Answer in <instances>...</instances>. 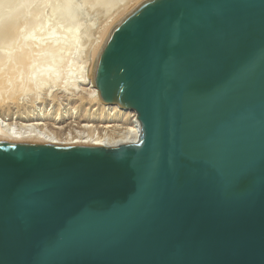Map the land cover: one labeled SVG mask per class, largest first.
<instances>
[{
    "label": "water",
    "instance_id": "obj_1",
    "mask_svg": "<svg viewBox=\"0 0 264 264\" xmlns=\"http://www.w3.org/2000/svg\"><path fill=\"white\" fill-rule=\"evenodd\" d=\"M93 85L137 140L0 141V264H264V0H144Z\"/></svg>",
    "mask_w": 264,
    "mask_h": 264
},
{
    "label": "bare ground",
    "instance_id": "obj_2",
    "mask_svg": "<svg viewBox=\"0 0 264 264\" xmlns=\"http://www.w3.org/2000/svg\"><path fill=\"white\" fill-rule=\"evenodd\" d=\"M65 1H67V0H65ZM131 1H132V4H129V2H128L127 3L128 7L126 8L125 7L126 5L124 6L126 8L124 10V12L122 11L120 14H118V16L121 15V16H119L120 18L117 19V17H118L117 16L116 18L113 19L114 21H115V19H117V21H115V22L111 21L110 24H108V27L106 28V29H108V31H106V30L104 31L107 34L102 33L103 36L101 35L102 38L100 37V40L102 39V42L101 43L98 42L97 46H100L99 43L100 44L103 43V45H104L106 39L108 38V36L112 32V30L115 28L117 22L119 20H121L122 18H124L125 14L126 15L129 14L133 10V8H135L140 3L141 0H131ZM1 2H3V1H1ZM1 2H0V8H2ZM46 2H47V0H46ZM84 3H85V1H84ZM39 4H41V2ZM47 4H49V3H47ZM63 4H64L63 5L64 7L65 6L67 7V4L69 5L68 1H67V3L65 2ZM74 4H76L75 1H74ZM56 6H57V4H56ZM10 7H9V9H10ZM17 7H16V9H17ZM124 7H122V9ZM69 8H70V10H69ZM69 8H67L66 11L70 12L71 7H69ZM72 8H74V7H72ZM13 9H15V8H12V10ZM51 9H52V7H51ZM76 9H77V7H76ZM12 10L10 12H12ZM18 10H20V8ZM21 10H23V9H21ZM120 10H118V11H120ZM2 13H0V14H2ZM117 13H119V12L116 11V14ZM2 15H4V13ZM11 15H13V14L10 13L9 16H11ZM27 15L28 14H26V17H27ZM58 15L59 14H57V17H58ZM62 15H60V16L65 19V17ZM18 16H19L18 12H16V14H14L13 17H11L12 23L16 22V19L18 18ZM4 17H5V15H4ZM20 17H21V19H23L22 16H20ZM26 17H25V20H26ZM66 17H69L67 15V13H66ZM50 18L52 19V17H50ZM58 18H60V17H58ZM8 19H10V17ZM32 19H34V18H32ZM56 21H58V20H56ZM40 22L41 21H39V23ZM62 22H60V23L62 24ZM20 23H21V21H20ZM37 23L33 22L34 26ZM5 24L3 23V25L2 24L0 25V42H2V41L5 42L4 39L5 40L7 39L5 42V43H7L13 37H15V35L17 36V32L19 29L17 30L13 26V24H10V22L7 25H5ZM17 24H19V23H17ZM25 24L26 23H24V25ZM27 25H29V23ZM37 25H39V24H37ZM20 26H22V25H20ZM20 26H19V28H20ZM34 26H33V28H34ZM33 28H32V30H33ZM21 36H22V34H21ZM21 39H19V41ZM12 41L13 40H11V42ZM19 45H20V42H19ZM9 47L11 48V43H10ZM14 47L16 48V46H14ZM25 48L26 47L24 46L23 49L19 48L20 51L18 49L19 52L17 51V53H14V54L6 53V55H4V56H3V54L5 52L3 51L4 53H2V56H0V110H5V109L9 110L11 107L13 109L14 106H15L14 109H16L17 106H20L22 104L21 99L24 95H26L30 92L31 93L35 92V94H36L37 92H39V90H41L43 88V86L45 87V85H47V81L51 82L52 85L56 82L55 81V78H56L55 77L56 76L55 71L51 70L50 68L48 69V66H47V68H45V71H44V68L43 69L41 68L43 71L42 75H39V76L37 75L36 77L34 76L33 68H32V65H33L32 60L35 62L38 58H36V56H35L36 54L32 55V54H30L31 52L28 53L27 52L28 49L27 48L25 49ZM45 49L47 50V47ZM98 49L99 48H97L96 51H98ZM7 50H9V48ZM14 51H15V49H14ZM49 51H52V50L49 49ZM98 53H99V51L97 52V55L94 57V59L91 60L93 65H92V68L90 66V68H91L90 70L88 68V71L84 72V69L81 70L80 69L81 66H80V68L78 67L79 70L78 69L75 70L74 68L71 67L72 70H69L68 72L65 71L66 74L68 75V82L65 86L62 85V86H64V88L62 89L63 90L62 92H64V94L66 95L65 99L68 102L65 104H60L61 106H58V108H57V110H55L56 112L54 114L49 113L50 109L49 110L47 109L49 104L45 105L43 103V101H40V100H39V103H37V97L33 96L34 98L33 97L32 98L34 99V101H32V102L34 103V105L35 104L40 105V107H35L32 103V105L34 107H32L29 110L27 109V111L24 110L25 108L22 109L24 105L22 106V108L18 107V109H16L17 111H15V110L10 111L9 110L10 114L9 113H7V114L10 115L9 120L12 121V123L11 122L10 123H4L6 118H4L1 115L2 117L0 119V141L39 142V143H54V144L87 143V144H95V145H103V146H114V145H117L120 143L135 142L137 140V137L139 134V121L137 119L136 113L132 110H126V109L120 108L118 105H115V104L111 105V104L103 103L100 100L98 91L94 88V85H93V69H94L96 59L98 57ZM57 55H58V57H60L58 52H54V54L52 55L51 58H49L51 55H49V57H48L50 59V61L47 59V56L41 57L42 58L41 61L44 62L45 60H43V58H45L46 61L48 60L47 62L45 61V63L53 62V65H54V59H55V61H56V59H58ZM33 56H35V57H33ZM90 57L93 58L92 56H90ZM52 58H54V59H52ZM39 60H40V57L36 62L38 63ZM59 61H61V59H59ZM48 64L50 65V63H48ZM25 65H26L25 71H26L27 67H28L27 69L29 71L30 70L29 68L31 66V71L33 74V75L31 74L32 77H29V76H28L29 78L25 77L28 75L27 74L28 72L26 74L23 73L24 71H23L22 67ZM40 65H41V63H40ZM50 67H52V66H50ZM20 68H21V71H23V72H19ZM39 71H40V69H37V73ZM40 72L38 74H41ZM22 73L25 74V75H22L23 77L21 76ZM30 73H29V75H30ZM34 73H36V71ZM52 73L54 76L51 75ZM49 75H50V77H49ZM10 77H11V79H10ZM21 77L23 79H24V77L26 78L25 83L24 82L22 83V81L19 80ZM7 78H9V80H8L9 83H7V80H6ZM53 80H54V83H53ZM51 83H49V84L51 85ZM1 93H3V94H1ZM1 113L2 112H0V114ZM13 117L15 118L14 120H13Z\"/></svg>",
    "mask_w": 264,
    "mask_h": 264
},
{
    "label": "rangeland",
    "instance_id": "obj_3",
    "mask_svg": "<svg viewBox=\"0 0 264 264\" xmlns=\"http://www.w3.org/2000/svg\"><path fill=\"white\" fill-rule=\"evenodd\" d=\"M1 1H3L4 3L1 2ZM64 1L63 0H47V2H46V0H40V1L39 0H33V1L32 0H5V1L4 0H0V2L2 3V8H0V10L1 9L2 10L0 11V13L3 12L4 15H5V17H4V15H2L3 13L0 14L1 15L0 16L1 17L0 21L2 22V23L0 22V25L1 24L3 25V23L4 24L6 23L5 25H7L10 22V24H13V26L17 30L19 29L18 32H17V36L15 35V37H13L11 39V40H13L12 42L10 40L7 43H5L7 39L6 40L4 39L5 42L2 41L3 43L0 42V54H1L0 56H2V53H4V52L5 53L3 54V56L6 55V53H8V54L17 53L19 48L23 49L24 46H25L28 49V51L26 50L28 53L31 52L30 54H32V55L36 54L35 56L38 59L40 57V60L38 61V63L36 62L38 59L35 62L32 60V64L33 65L32 64L31 65H32L33 74H34L35 77L37 75L38 76L42 75V72H43L42 69L44 68V71H45V68H47V66H48V69L50 68L51 70L55 71V75H56L55 76L56 78L54 77L56 82L54 83V80H53V83H54L53 85H52L51 82L47 81V85H45V87L43 86V88L41 90H39V92H37L36 94H35V92L34 93L30 92V93L24 95L22 97V99H21L22 104L20 106H17L16 109H18V107L22 108L23 105L24 106H23L22 109L25 108L24 109L25 111H27V109L28 110L31 109L34 106L35 107H40V105H38V104L34 105V103L32 102V101H34L33 98L35 96L37 97V103H39V100H40V101H43V103L45 105L49 104L47 109L48 110L50 109L49 113H51V114H54L56 112L55 110H57L58 106H61L60 104L67 103L68 101H66V99H65L66 95L64 94V92H62L63 91L62 89L64 88V86L68 82V75L66 74V72H68L69 70H72V68H74L75 70L76 69L79 70L80 66H81L80 69L81 70L84 69V72L88 71V68H89V70L92 68L93 63L91 62V60L94 59V57L97 55V52L98 51L100 52V50H101V48L103 46V43L100 44L102 42V39L100 40V37L102 38V36H103L102 33L104 34L105 30L108 31V29H106L108 27V24H110L111 21H114L113 19L116 18L118 16V14H120L122 11L124 12V10L128 7L127 6L128 2H129V4H132L131 0H89V1L88 0H73V1L72 0H67L69 5L67 4V7L66 6L64 7L63 3H65V2L67 3V1H65V2ZM74 1H75L76 4H74ZM84 1H85V3H84ZM142 1H144V0H141L140 3ZM38 2L39 3L41 2V4H39ZM47 3H49V4H47ZM56 4H57V6L59 8L56 6ZM8 6L9 7L11 6L12 8H15V9L18 6L17 9H16L17 11L15 9L12 10L11 7L9 9ZM51 7H52V9H51ZM69 7H71V11L70 12L66 11L67 8H69ZM72 7H74V8H72ZM76 7H77V9H76ZM122 7H124V8L122 9ZM19 8H20V10L21 9H23V10L20 11V10H18ZM11 10H12V12H10ZM69 10H70V8H69ZM118 10H120V11H118ZM116 11L119 12V13L116 14ZM16 12H18L19 16L16 19V22L13 20L15 23H12L11 17H13V15L16 14ZM10 13H12L13 15L9 16ZM66 13H67V15L69 17H66ZM26 14H28L27 15V17L29 16L28 18L26 17ZM57 14H59L58 17H60V18L57 17ZM60 15L64 16L65 19L62 18ZM20 16H22L23 19H21ZM119 16H121V15H119ZM119 16L117 17V19L120 18ZM124 16H126V14ZM9 17H10V19H8ZM25 17H26V20H25ZM31 17L34 18V19H32ZM50 17H52V19ZM18 19L21 21V23H20V21ZM117 19H115V21H117ZM56 20H58V21H56ZM121 20H119L117 23H119ZM39 21H41V22L39 23ZM33 22H35V23L38 22L37 24H39V25L36 24L34 26ZM46 22L47 23L49 22V23L47 24ZM60 22H62V24ZM17 23H19V24H17ZM24 23H26V24L24 25ZM28 23H29L30 26L27 25ZM20 25H22V26H20ZM19 26H20V28H19ZM33 26H34V28H33ZM32 28H33V30H32ZM21 34H22V36H21ZM105 34H107V33H105ZM19 39H21V40L19 41ZM9 42L11 43V48L9 47L10 46ZM19 42H20V45H19ZM98 42H100L99 45L101 47L97 46ZM14 46H16V48ZM46 47H47V50L45 49ZM96 47L99 48L100 50L98 49V51H96V49H97ZM8 48H9V50L11 52L9 50H7ZM48 48L51 49L52 51H49ZM14 49H15L16 52L14 51ZM20 49H19V51H20ZM54 52H58L59 56H60V57H58V55H57V57H58V59H56L57 62L55 61L54 58H52V59H54V65H53V62H48V63H50V65L48 63H45V61H46L45 58H43V60H45L44 62L41 61L42 60L41 57H46V56H47V59L50 61L49 58L52 57ZM49 55H51V56L49 57ZM98 55H99V53H98ZM35 56H33V57H35ZM90 56H92L93 58H91ZM59 59H61V61H59ZM39 62L41 63V65H40ZM50 66H52V67H50ZM90 66H91V68H90ZM25 67H26V65L22 67L24 72L21 71V68H20L19 72H23L25 74L28 72L27 73L28 75L25 76V77L26 78L32 77L33 74H32V71H31V66L29 68L30 69L29 71L27 69L28 67L26 68V71H25ZM36 68L40 69L41 72L40 71L39 72L41 74H38L39 72L37 73V69ZM35 71H36V73H34ZM23 73L21 74V76L25 75ZM29 73H30V75H29ZM51 75L54 76L53 73ZM25 77H24V79L20 78L19 80H21L22 83L23 82L25 83L26 82V78ZM49 77H50V75H49ZM10 79H11V77H10ZM6 80H7V83H9L8 82L9 78H7ZM49 83H51V85ZM62 85H64V86H62ZM1 94H3V93H1ZM32 103H33L34 106L32 105ZM14 107H13V109L11 107L9 110L10 111L11 110L12 111L13 110L17 111L16 109H14ZM9 110H7V109L0 110V112H2L0 114V119H1L2 116L4 118H6L4 123H10V122L12 123V121L9 120L10 115L7 114V113H9ZM14 119L15 118L13 117V120Z\"/></svg>",
    "mask_w": 264,
    "mask_h": 264
}]
</instances>
